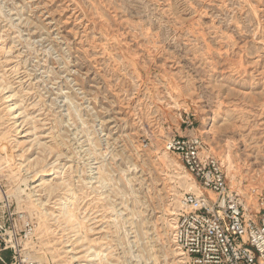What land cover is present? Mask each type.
Segmentation results:
<instances>
[{
    "label": "rangeland",
    "instance_id": "374dc122",
    "mask_svg": "<svg viewBox=\"0 0 264 264\" xmlns=\"http://www.w3.org/2000/svg\"><path fill=\"white\" fill-rule=\"evenodd\" d=\"M0 87L22 108L15 123L0 91V202L35 220L42 264L87 246L97 264H189L172 234L206 191L166 151L177 137L204 139L258 222L264 0H0Z\"/></svg>",
    "mask_w": 264,
    "mask_h": 264
},
{
    "label": "built area",
    "instance_id": "2783aa9c",
    "mask_svg": "<svg viewBox=\"0 0 264 264\" xmlns=\"http://www.w3.org/2000/svg\"><path fill=\"white\" fill-rule=\"evenodd\" d=\"M165 149L178 156L204 193H187L172 234L175 247L189 264H264V197L259 220L248 218L239 195L229 186L225 169L200 136L177 137ZM212 194L214 197H211ZM37 234L35 220L26 212L0 202V261L36 264L26 245ZM12 261L2 259L3 252Z\"/></svg>",
    "mask_w": 264,
    "mask_h": 264
},
{
    "label": "bare ground",
    "instance_id": "6f19581e",
    "mask_svg": "<svg viewBox=\"0 0 264 264\" xmlns=\"http://www.w3.org/2000/svg\"><path fill=\"white\" fill-rule=\"evenodd\" d=\"M7 90L8 89H6L4 87H0V91L1 92H6ZM13 98H14V94L13 93H11V92H6L5 93L4 99L7 102H10V104L8 105V110H9V112L12 113L13 118L15 120V123H18V118H20V116L22 115V113H21L22 112V108L19 106L18 101L13 102ZM42 172L44 173L45 171H42ZM47 175L48 174L44 173L43 175H41V177H47ZM261 185L264 186V180L262 181ZM193 187H194V185H192L190 189L193 190ZM190 192H194V191H190ZM194 193H196V192H194ZM74 199H75V194L73 192H70L69 193V197L67 198V201L64 202L65 203V208L61 211V218L67 223H72L73 227L78 228V226H77V218H76L75 213L73 211ZM35 211L38 214H43L44 213L43 207L40 204H37L35 206ZM45 214H47V213H45ZM76 232H77V229H76ZM86 252H87L86 253L87 254V259L85 260V262H86L85 264H97V262L102 257L101 253L98 252L96 249H94L92 246H87L86 247ZM103 255L105 256V254H103ZM32 259H34L37 264H42L41 257L37 256V257H33ZM74 260L77 261V259L75 257H74Z\"/></svg>",
    "mask_w": 264,
    "mask_h": 264
},
{
    "label": "crops",
    "instance_id": "0c3cea01",
    "mask_svg": "<svg viewBox=\"0 0 264 264\" xmlns=\"http://www.w3.org/2000/svg\"><path fill=\"white\" fill-rule=\"evenodd\" d=\"M7 253H9V252H4V253L2 254V256H3V255H6Z\"/></svg>",
    "mask_w": 264,
    "mask_h": 264
},
{
    "label": "trees",
    "instance_id": "16d2710c",
    "mask_svg": "<svg viewBox=\"0 0 264 264\" xmlns=\"http://www.w3.org/2000/svg\"><path fill=\"white\" fill-rule=\"evenodd\" d=\"M6 252H8V251H6ZM3 253H4V252H3ZM3 253H2V254H3ZM9 253H10V252H9ZM10 254H11V253H10ZM2 259H3V257H2ZM3 260H4V259H3ZM9 263H10V260H9Z\"/></svg>",
    "mask_w": 264,
    "mask_h": 264
}]
</instances>
